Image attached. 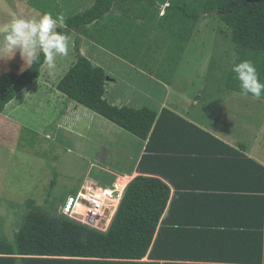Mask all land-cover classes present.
I'll return each mask as SVG.
<instances>
[{
	"label": "trees",
	"instance_id": "obj_1",
	"mask_svg": "<svg viewBox=\"0 0 264 264\" xmlns=\"http://www.w3.org/2000/svg\"><path fill=\"white\" fill-rule=\"evenodd\" d=\"M160 2L168 5L163 14L155 17L160 12ZM113 8H119L124 18L107 20ZM206 15H217L227 28L235 52L232 63L251 59L264 81V0H94L90 8L64 17L66 27L57 28V31L76 35V60L56 89L67 100L145 141L146 154L139 163V172H158L168 162L176 161L161 155L181 151L187 137L192 142L201 140L197 136L191 138L192 133H198L203 137V144L208 146L204 151L209 155H204V160L218 163L223 168L221 175L234 179L236 187L206 186V190L220 192L206 193L200 186L198 192L180 193L171 201L168 214L161 221L170 197L168 185L159 178L137 176L125 187L106 231L62 218L29 201L28 213L14 234V242L8 241L0 229V264H161L159 261L180 258L175 257V252H188L190 242L217 237L226 239L218 232L233 229L235 221H243L238 228L244 230V239L252 242L256 250L255 264H264V167L166 108L157 113L148 107L135 109L112 105L105 97L107 76L104 68L80 51L83 36L90 43L134 64L130 55L134 57L139 50L156 53L153 48L165 42L172 52L168 51L165 61L152 62L156 71L147 63L137 65L168 84L162 80L168 65H175L192 40L197 24ZM232 63L222 85L228 91L239 93V82L231 71ZM44 64L41 54L39 63L30 64L21 73L6 72L0 76V115L19 93L40 77ZM259 99L264 100V97ZM172 139L175 141L173 148ZM196 158L201 160L202 157ZM153 165L155 168L151 169ZM112 179L110 177L106 184ZM183 211H221L219 213L235 218H230V223L216 225L199 223L198 216L191 222H175L183 220L176 218ZM187 227L192 229H185ZM203 227L217 231L211 235L198 232V228ZM181 244L185 247L181 248ZM145 258L147 261H143Z\"/></svg>",
	"mask_w": 264,
	"mask_h": 264
},
{
	"label": "rangeland",
	"instance_id": "obj_2",
	"mask_svg": "<svg viewBox=\"0 0 264 264\" xmlns=\"http://www.w3.org/2000/svg\"><path fill=\"white\" fill-rule=\"evenodd\" d=\"M30 1L43 12L65 17L70 15V9L77 2ZM86 1V6H90L91 0ZM4 2L10 6H21L18 0H0V20L4 17L1 12ZM167 5L160 2V12L155 17L163 14ZM13 12L15 15L12 18L22 15V9ZM113 14L118 16L120 11L113 8ZM0 25L3 24L0 22ZM228 34L217 15L201 18L192 40L180 54L182 58H177L174 66L167 67L168 72L162 80L169 82L167 86L171 87V95H168L170 90L164 87L166 100L186 96L190 101L192 98H199L203 103L210 101V104L222 101L224 105V101H230L227 102L230 105L222 108H234L236 101H245L243 108L239 104L237 106L247 113L233 116V121L225 118L221 124L237 134L242 132L246 141L253 142L264 151V100L237 95V92L228 91L222 85L235 54ZM70 37L68 54L57 55L55 68L50 69L44 64L40 77L19 93L0 115V229L10 242H14V234L28 213L29 201H33L37 208L57 214L65 198L76 195L85 181L110 187L106 182L117 172V158L123 159L117 151L134 152L137 149L139 140L134 136L94 112L67 100L57 91V83L76 60V35L71 34ZM80 43L81 48L87 51L86 57L100 66L101 54L93 52L103 50L84 39ZM102 54L106 55L107 52ZM28 66H24L17 53L9 61H0V76L6 72L19 74ZM110 68L115 82L111 83L114 86L109 101L117 99L114 95H121L125 90H133L143 99L140 103L139 100L127 103L123 99L120 107L141 108L142 103H146L145 107L148 104L152 107L165 95L156 90L159 87L156 80L134 72L124 62H117ZM107 81L106 79V83ZM162 83L166 84L164 81ZM190 110L193 108L190 107ZM87 137L106 145L92 144L85 139ZM107 146L111 150L102 148ZM123 166L124 162L120 168ZM120 184H123L122 179Z\"/></svg>",
	"mask_w": 264,
	"mask_h": 264
},
{
	"label": "crops",
	"instance_id": "obj_3",
	"mask_svg": "<svg viewBox=\"0 0 264 264\" xmlns=\"http://www.w3.org/2000/svg\"><path fill=\"white\" fill-rule=\"evenodd\" d=\"M21 6L15 7L13 5H8V3H5L1 7V12L4 15V17L0 20L1 24L9 23L12 19V16L15 15L13 11H20L22 9V15L23 17H32L33 15L38 16L39 14H43L45 12L38 9L35 4H32L30 0H18ZM94 0H91L90 6H92ZM86 3H88L86 0H77L76 4L72 9H70V15L76 14L84 9L86 7ZM58 7V6H57ZM13 8V9H12ZM117 9V8H115ZM119 9V8H118ZM120 11V10H119ZM43 12V13H42ZM123 14L120 11V15L115 16L113 14V10L110 11L108 16H106L107 20L109 19H117V18H124L122 17ZM65 17V16H63ZM66 18V17H65ZM153 33V32H151ZM155 34V33H153ZM160 35V34H159ZM82 39L87 40L85 37L82 36ZM167 37H164V40L167 42ZM89 41V40H87ZM91 42V41H89ZM92 45L96 46L97 48H100L103 51H96L93 52V54H101L102 58V64L100 66L102 68L107 69L105 70L106 76H107V83H106V96L107 100L110 98V92H112V88L114 85L111 83H114L115 80H113L112 71L110 66L116 65L117 62L125 63L129 67H131V70H134V72H140L142 75H147L150 79L156 80L155 83L159 85V87L156 88L157 91H160L161 93H164V96H161L158 100V102L154 103L156 105H153L152 107L147 105L148 108L156 111L157 113H160V111L164 108L174 112L179 117L191 122L192 124L198 126L206 133H209L216 139L222 141L224 144L238 150L242 155L248 159H252L262 165L264 167V151L261 148H257L253 142L246 141L243 136L242 132L241 134H237L236 131H231L229 128L225 127V125H222L221 123L223 119L227 118L228 120L233 121L232 117L242 116L243 113H247L244 109L240 110L238 109L237 104H239L242 108L245 106V101L238 100L235 103L234 108L226 107L222 108L224 105H230V101H224V105L222 101L215 102L214 104L203 103L199 98H192L187 99L188 97L182 96L177 97L172 101H169V99L166 100L167 94L166 91H164V87L170 90L168 95H171V87L167 86V84H163L161 80H158L155 75H152L151 73L146 72L144 69L139 67L137 64H144L147 63L150 65V69L152 71H156V68L152 66V62H159V61H165V59L169 56L167 55L168 51L172 52V50L167 46V43L162 42V45L157 48L154 47L156 53L153 52H140L138 51V54H136L134 57H131L132 60H134V64L131 62H125L124 58L119 57L118 55L110 52L109 50L103 49L100 46L91 43ZM89 50V49H87ZM81 53L86 56V52L83 50V48H80ZM106 55H103L102 52ZM142 56V57H141ZM182 58V55L178 56V58ZM153 59V60H152ZM163 59V60H162ZM105 60V61H103ZM96 65L99 63L94 62ZM99 66V65H98ZM114 70V68H112ZM125 93L121 95H114L117 99L109 101L112 105L120 107L122 105L123 99H126V102L128 103L130 100H139L138 103L143 102L140 97L137 96V93L135 91L130 90L124 91ZM129 92V94L127 93ZM152 93V92H151ZM148 94V93H147ZM149 95V94H148ZM150 96V95H149ZM150 97H148L149 99ZM191 98V97H190ZM248 101V99H246ZM253 101H257L255 99H252ZM212 101V100H211ZM260 101V100H259ZM234 102V101H231ZM248 102H251L248 101ZM130 103V102H129ZM146 103H142V107H145ZM141 107V108H142ZM190 107L193 108V110H190ZM237 107V108H236ZM138 109V108H135ZM217 112L219 115H217ZM219 116H223L219 117ZM231 116V117H230ZM218 118L221 120H218ZM237 119V118H236ZM247 120V119H246ZM122 130V129H121ZM189 136V135H188ZM193 136H197V138H201V140H196L195 142H192L187 137L183 140V145L181 148V151L176 152H166L161 156H170L174 158L176 161L168 162L167 165L163 166L158 172L152 171V170H143L140 171L137 170L139 163L142 159V157L146 154V142L142 141L140 139L137 145V149L134 152H125V151H117L118 155L122 157L123 159L117 158V164L118 167L116 169V173L114 174V177L112 179V182L115 179V183H118V187H122L121 179H125L126 183L124 187L128 185V183L137 176H145V177H155L161 179L164 183H166L170 189V197L168 201L167 209L165 210L161 221L165 219V217L168 214V207L171 203V201L174 199L175 196L179 195L180 193H192V192H198L200 191V186L204 187V190H206V186H223L224 188H235L236 183L232 180L231 177L223 176L221 175V170L223 169L218 163L216 162H210L206 159V152L204 151L205 148H207V143L203 144V137H199L200 135L198 133H192L191 138H195ZM202 136V135H201ZM90 143L94 144H100V145H106L100 141L94 140L90 137L85 138ZM111 142H113L110 139ZM172 148L175 144V141L172 139ZM253 144V145H252ZM111 146V145H109ZM101 147V146H99ZM112 147V146H111ZM107 150H111L108 146L102 147ZM213 148L215 146L213 145ZM218 148V147H217ZM193 150V151H192ZM113 153H115L113 151ZM205 155V157H203ZM196 157H202L200 158ZM209 159V158H208ZM124 162L123 168H120V165ZM221 167V168H220ZM155 168V165L152 166L151 169ZM208 169L209 171H205ZM200 172L208 173L207 175H203ZM227 173V171L225 170ZM195 173V174H194ZM197 173V175H196ZM200 173V176H199ZM194 174V175H193ZM192 175V176H191ZM118 181L116 182V180ZM123 187V188H124ZM235 190V189H233ZM216 192L220 193L219 190H212L209 188L206 190L207 192ZM227 193V192H226ZM221 212V211H219ZM218 211H205L204 213H198V212H192V211H183L181 213H178L177 219H183V220H174L177 223H183V222H191L195 220L194 218L198 216V222L203 224H209V225H216L218 223H230L228 220L230 218L234 217L230 214H224L219 213ZM177 214V213H176ZM203 214V215H201ZM201 215V216H199ZM192 219H190V218ZM235 218V217H234ZM185 219V220H184ZM243 223V221H241ZM242 223L233 222L232 224L235 225L233 229L229 230H222L224 232H218L220 236H225L226 239L218 238L214 240L208 239V240H199V242L188 243V246H191V249L188 252H175V257L180 256V258H172V260L168 261H159V263H167V264H255L256 257V250L254 246H252V242L247 241L244 239V230H240L238 227H241ZM185 229H192V228H185ZM217 230L215 229H209V228H198V232H203V234L206 233H215ZM211 235V234H210ZM187 245V244H186ZM185 244H181V248H184ZM174 255V253H173ZM143 261H147L145 258Z\"/></svg>",
	"mask_w": 264,
	"mask_h": 264
},
{
	"label": "clouds",
	"instance_id": "obj_4",
	"mask_svg": "<svg viewBox=\"0 0 264 264\" xmlns=\"http://www.w3.org/2000/svg\"><path fill=\"white\" fill-rule=\"evenodd\" d=\"M58 27H66L63 15L45 12L27 18L14 16L9 23L0 25V61H9L19 53L25 66L39 63L42 54L44 63L55 68L57 55L68 54L71 38L67 31H57ZM231 71L239 82L237 95L264 97V81L251 59L234 61Z\"/></svg>",
	"mask_w": 264,
	"mask_h": 264
},
{
	"label": "built area",
	"instance_id": "obj_5",
	"mask_svg": "<svg viewBox=\"0 0 264 264\" xmlns=\"http://www.w3.org/2000/svg\"><path fill=\"white\" fill-rule=\"evenodd\" d=\"M109 185L105 187L96 182H84L76 195L65 198L58 215L95 230L106 231L125 188L119 189L114 181Z\"/></svg>",
	"mask_w": 264,
	"mask_h": 264
},
{
	"label": "bare ground",
	"instance_id": "obj_6",
	"mask_svg": "<svg viewBox=\"0 0 264 264\" xmlns=\"http://www.w3.org/2000/svg\"><path fill=\"white\" fill-rule=\"evenodd\" d=\"M123 180V184H122V187H118L119 189H123L125 183H126V180L125 179H122Z\"/></svg>",
	"mask_w": 264,
	"mask_h": 264
}]
</instances>
